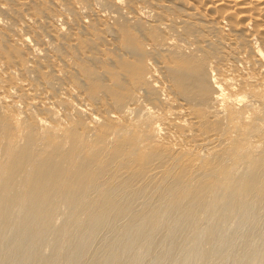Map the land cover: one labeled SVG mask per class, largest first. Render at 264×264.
Instances as JSON below:
<instances>
[{
  "label": "bare ground",
  "instance_id": "1",
  "mask_svg": "<svg viewBox=\"0 0 264 264\" xmlns=\"http://www.w3.org/2000/svg\"><path fill=\"white\" fill-rule=\"evenodd\" d=\"M0 264H264V0H0Z\"/></svg>",
  "mask_w": 264,
  "mask_h": 264
},
{
  "label": "rangeland",
  "instance_id": "2",
  "mask_svg": "<svg viewBox=\"0 0 264 264\" xmlns=\"http://www.w3.org/2000/svg\"><path fill=\"white\" fill-rule=\"evenodd\" d=\"M223 9V8H222Z\"/></svg>",
  "mask_w": 264,
  "mask_h": 264
}]
</instances>
